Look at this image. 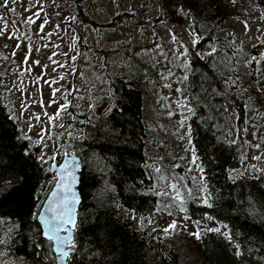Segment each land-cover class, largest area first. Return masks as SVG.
<instances>
[{"label": "trees", "instance_id": "trees-1", "mask_svg": "<svg viewBox=\"0 0 264 264\" xmlns=\"http://www.w3.org/2000/svg\"><path fill=\"white\" fill-rule=\"evenodd\" d=\"M188 3L193 22L205 23L210 37L214 35L226 18L219 9L220 2L192 0ZM78 7L82 20L92 24L88 10L83 12L80 4ZM128 51L124 45L98 50L103 57L113 103L97 118L81 115L82 121L90 123L81 124L83 136L71 145L82 163L78 227L74 231L78 254H73L71 264H185L177 247L168 248L160 238L150 234L151 225L138 227L130 216L132 212L138 218L152 216L158 199L146 191L154 180L153 173L145 166L148 162L146 91L118 65L130 57ZM196 52L203 59L195 54L190 57L192 66L185 82L187 103L196 94L194 83L205 78L216 81L214 87L224 91L219 81L234 67L227 59L224 64H220L222 60L214 63L213 57L218 56V51ZM240 65L239 62L236 66ZM242 79L257 87L250 77ZM239 84L228 89L232 93L229 96L232 106L223 119L212 113L216 120L214 127L195 118L190 121L194 143L205 168L201 174L203 184H207L204 194L212 205L209 208L203 201L187 202L186 214L192 222H199L201 231L197 246L199 264H264V179L252 178L259 175L256 169L264 168V162L260 168L248 167L246 154L254 144L244 143L245 135L238 136L236 131L245 127L247 120L246 100L237 91ZM2 108L7 106L0 99ZM201 111L198 109V114ZM247 124L253 125L252 130L258 128L264 137L262 121ZM15 135L14 124L4 120L0 126V221L12 222L14 234L8 242L0 244V252L14 264H57L51 242L42 236L40 224L32 218L51 174L41 171L34 158L23 155ZM232 140L236 143L229 144ZM261 148L264 150V143ZM210 153L216 158L215 163L208 161ZM232 169L241 172L243 177L233 182L229 178L234 175ZM212 228L220 231H207ZM37 243L42 245L40 256L35 254Z\"/></svg>", "mask_w": 264, "mask_h": 264}, {"label": "rangeland", "instance_id": "rangeland-1", "mask_svg": "<svg viewBox=\"0 0 264 264\" xmlns=\"http://www.w3.org/2000/svg\"><path fill=\"white\" fill-rule=\"evenodd\" d=\"M188 1L192 0H55V2L41 0L45 9L42 16H47L51 21L46 26L45 32L51 31L55 24L60 25V29L56 30L58 34H54L50 39L43 38V34L37 32L39 20L35 25L24 22V17L31 14L25 11V7H31L34 0H16V3L11 4V7L16 8L15 13L0 6V16L8 21L10 28L20 33L26 32L31 36L33 59H39L43 64H48L46 78H57V73H69L65 80L60 82V85L65 88L74 86L79 89L76 93L77 99L73 100V97H69L74 104L78 105L73 113L76 115V121H71L70 117L62 114V118L57 123L65 125L71 123V127L52 129V140L49 141L51 151L45 149L49 155L59 152L58 160H61L65 151L75 153L71 149V145L73 141L83 136V127L81 126L83 123H79L82 121L80 116L86 114L97 118L112 106L113 100L108 89L103 57L98 50L120 45H124L129 50L130 57L126 61L119 62L118 65L123 68L129 79H137L139 85L146 91L148 162L145 166L154 175L153 186L146 191L147 194H153L158 199L152 216L138 218L134 212L130 216L131 218L135 216V223L138 227L151 225L150 234L160 238L161 243L168 248L177 247L181 251L185 264H199L200 259L197 254L199 241L191 235L198 230V227L186 214V208L189 200L199 203L203 201L205 197L203 182L199 169L195 165L189 164L190 153H185L183 150L187 141H179L174 135L177 134V124L181 119L182 112L187 114L180 107L181 104L187 103V100L185 82L181 83L179 78L187 75L189 69L185 70L181 67L184 59L179 57L180 51H182L181 45L192 49L194 37L191 34L190 26L194 22L190 15L186 17L178 15L177 9L180 7L179 2L183 3L185 10L190 8ZM218 1L220 2L219 9L226 14V18L219 23L216 33L211 37L208 26L205 23H198L200 27L196 31L200 36V43L195 46V50L198 51L197 47L204 41L213 40L215 43L216 40L215 52L218 51V56L214 55V63L222 60L220 64H224V59H227L233 62V66H236L238 61L241 63L240 69L243 72V65L251 55L257 51L264 52V46L255 49L252 47L253 44L259 45L260 41L264 40V0H236L235 4L232 3V0ZM214 2L218 4L216 1ZM2 3L3 0H0V5ZM79 4L82 11L88 10L90 13L88 14L92 17L90 19L92 24L82 20L79 14L80 9H78ZM73 16L76 17L75 21L71 19ZM245 21H247L250 30L245 29ZM173 33L177 37L175 41L171 38ZM76 37L79 39H75ZM15 43V40H9L6 36L0 37V52L8 55ZM45 44H48L47 48L44 47ZM72 44L76 45L75 49L71 47ZM157 44H160V48L156 47ZM54 45H59V47L55 48ZM53 51L60 54L55 59L67 62L69 66L57 68V72H53V65L48 60V56ZM65 52L68 53L67 57L63 55ZM162 53L166 54L167 58ZM72 56H76L77 59L71 61L70 57ZM20 59H22L20 52H17V56L11 62L0 59V73L5 74L4 83L10 87L12 83L17 82L19 77L24 81L23 87L27 88L33 97H37V89L31 85L30 81L39 73L40 69L33 66L35 70L31 75L21 73L17 67ZM72 69L76 70V74H70ZM169 71L174 75L169 76ZM242 77L236 82V85L238 82L240 83L237 91L246 100L247 120L245 126L248 128V132L244 135L247 141L249 140L250 143L252 141L255 144L262 134L256 127L252 130L253 125L249 126L247 123L262 121L264 124V96L257 91L258 88H264V84L256 83L257 87H254L251 86V82L246 83ZM168 84L171 85L170 88L165 87ZM178 88L182 91H176ZM42 92L45 105H47L50 90L42 84ZM19 95L14 88L11 91L0 88V99L4 100L8 109L19 108ZM46 110L50 114L53 113L55 105L47 107ZM69 110L73 112V109ZM31 111L40 113L42 119L46 120L38 105H33ZM170 112L173 115L170 116ZM26 117L27 113L21 116L20 128L27 127ZM33 123L36 122L33 121ZM35 131L36 129H33V133H30L34 140L36 139ZM179 131L183 132L184 129H179ZM68 132H71L70 136ZM58 133H63V135L58 137ZM261 152H264L262 148L258 150L254 147L247 151L246 160L250 165L261 167L260 164L264 162V156L259 161L253 158L256 155H261ZM180 156H184L185 159L170 158ZM160 157H164L163 161L160 160ZM51 163L49 161V165ZM176 163H179L181 167L175 168ZM49 165H45V169ZM155 167H160L168 179H160L161 174L154 172ZM189 169L191 170L189 171ZM172 173L183 177V180L179 181L178 187L183 196L185 211H181L180 202L175 199V192L169 187L171 183L177 182ZM53 183L54 175L51 173L46 182L47 188L41 196L37 213ZM157 192H164L166 195H156ZM173 221L178 225L177 230L165 233L164 229L168 228ZM13 234V223L0 221V240L8 242ZM0 264H14V262L8 259L6 254L0 252Z\"/></svg>", "mask_w": 264, "mask_h": 264}, {"label": "snow or ice", "instance_id": "snow-or-ice-1", "mask_svg": "<svg viewBox=\"0 0 264 264\" xmlns=\"http://www.w3.org/2000/svg\"><path fill=\"white\" fill-rule=\"evenodd\" d=\"M55 2V0H53ZM12 3H16V0H3L2 5L8 9V11L15 13L16 8L11 7ZM232 3L235 4L236 0H232ZM35 9V10H34ZM25 11L30 12L31 14L24 17V22L29 25L37 24L39 20L40 23L37 25V32L39 34H43V38L50 39L54 34H58L56 32L57 29H60L59 24H55L51 31L45 32L46 26H48L51 21L47 16H42L45 9L41 4V0H34L31 7H25ZM178 15L189 16L192 15V9L188 8L185 10L183 5H181L177 9ZM59 15V13H57ZM66 19V18H65ZM73 21L76 20V17H71ZM0 37H7L9 40H15L16 43L12 48L11 52L8 55H4L3 52H0V59L8 60L11 62L13 58L17 56V52H20L22 59L19 61V65L17 66L21 73H28L31 75L35 68H39L40 71L35 75V77L30 81L31 85L37 89V97H33L32 93L27 90V88L23 87L24 81L17 78V82L12 83L9 87L4 83V73H0V88H5L8 91H11L13 88L20 94L18 99L20 100L19 108L0 109V126L3 125L4 120L10 121L16 127V135L15 140L21 144L23 155L25 157H32L35 159L39 169L41 171H47L49 173L58 170V190L59 192H54L52 194V198L46 203L43 210L39 215L33 214V219L38 221L43 228L42 235L47 239V241L51 242V250L56 253V259H58L61 264H71L73 254L76 253V241L74 239L73 233L78 227L76 223V214L75 207L79 203V197L75 191L74 185L78 183V177L76 175V171L80 168L79 158L73 156L72 159H65L62 164H59L57 161V156L60 154L59 152L53 153L49 155L45 149L51 151V146L49 141L52 140V129L60 128H70L71 123L65 125L62 123H57L58 120L62 118V114H66L70 117L71 121H76V115H73V112H70L69 109H73L74 111L78 108L77 104L73 103L74 99H77L76 93L79 89L74 86L65 88L63 85H60L61 81H64L66 75L69 73H57V78L48 79L46 78L48 75L47 69L48 64H43L39 59H33V46L31 43V36L28 33H20L13 28L9 27L8 21L0 16ZM244 26L246 30H250L247 24V21L244 22ZM200 27L199 24L193 23L191 28V34L194 39L192 41V50H189L188 46L181 45L182 51H180V57L183 58L184 62L181 67L185 70H188L192 66V60L190 57L195 54L197 58L203 59L200 56V53L195 51V46L200 43V36L197 33L196 29ZM172 40L175 41L177 39L176 35L173 33L171 36ZM75 39H79L76 37ZM235 43V41H233ZM242 43V42H241ZM23 45V47H22ZM259 46H264V40L260 41V44H253V48H258ZM7 47V45H5ZM45 48L48 47V44L44 45ZM53 47L58 48L59 45H54ZM71 47L73 49L76 48L75 44H72ZM157 48H160V44L156 45ZM39 51V49H36ZM213 52H215V47H213ZM163 55L166 54L162 53ZM60 55L59 53L53 51L50 56H48V60L51 61L53 65L52 71L57 72V68H65L69 65L67 62H61L55 57ZM65 57L68 56V53H63ZM77 59L76 56L70 57L71 61H75ZM31 61V63H29ZM238 65L239 62L237 61ZM35 66V68L33 67ZM243 72L240 71V67L234 66L227 77H223L219 83L224 85V91H219L214 87L216 81L212 80L210 77L205 78L204 80H199L194 83L193 87L196 90V94L191 97L190 103H183L180 105L181 109L184 110L187 114H183L181 119L177 124V134L175 138L179 141H187V145L184 147L185 153H190V165H195L201 174L205 172V168L203 166V161L201 154L197 152V145L194 143L193 139V118L195 121H202L203 124H211L213 127L216 125V120L213 117L212 113H215L216 116L223 119L224 114L228 111V108L232 106V101L229 100V96L232 95L229 88L234 87L236 82L241 78V76L250 77L257 84H264V52L257 51L253 55L248 58L243 65ZM70 74H76V70L72 69ZM169 76L174 75L171 71L168 73ZM203 75V73H201ZM167 78V77H165ZM180 82L188 81V76L184 75L182 78H179ZM42 82V83H41ZM42 84L46 85L49 90V98L47 101V105H45V101L43 99L42 92ZM207 84L208 87L204 85ZM60 85V86H57ZM165 87H171L170 84L165 85ZM176 91L181 92L182 89H176ZM257 91L264 96V88H258ZM59 94V98H58ZM73 97V100H70L69 97ZM63 101V102H61ZM214 101H218V103H214ZM33 105H38L41 109V113L45 119H42L40 113H34L31 111ZM55 105V111L53 113L47 112V107H52ZM198 109L202 110L198 114ZM119 110V109H117ZM27 113V117L25 119V123L27 125L26 128H20L19 122L21 116ZM79 114V113H78ZM169 115H173V113H169ZM35 121L36 123H33ZM90 123V121H79V123ZM39 125V127H37ZM33 129H36L35 136L36 139H33ZM179 129H184L183 132H180ZM231 131V130H230ZM238 136L246 134L248 132V128L245 126L240 129H236ZM63 135V133H58L57 136ZM68 135H71V132H68ZM255 135V133H254ZM229 144H235L236 141L232 140L228 142ZM244 143L249 144L250 142L244 141ZM264 143V137L260 138V142L255 143L254 145H250L256 149H261V144ZM164 147V145H161ZM34 149V150H33ZM64 157H68L69 153L67 151L63 152ZM262 156H264V152H261V155H256L253 157L255 160H261ZM173 159L184 160V156H180L178 158L170 157ZM164 157H160V160L163 161ZM49 161L52 163L49 165ZM208 161L210 163H215L216 158L211 153L208 156ZM45 165H49L45 169ZM175 168H180L181 165L176 163L174 165ZM251 169H256L255 165L248 166ZM191 169H189L190 171ZM171 171V170H169ZM259 173L258 176L252 177L253 179H264V168L256 169ZM155 173H160V179L167 180L168 177L162 173L160 167L154 168ZM234 175H230V179L235 182L236 179L242 178L243 174L236 169L231 170ZM173 178L176 179L177 182L171 183L169 187L175 192V199L180 202L181 211H185L183 205V196L180 193V189L178 187V183L180 180H183L182 176H177L175 173H172ZM203 180V175L201 176ZM204 191H207V184H203ZM191 191L190 189L188 190ZM156 195H166L164 192H157ZM37 199H39L37 197ZM203 203L207 205L209 208L212 207L209 204V197L205 196L203 198ZM187 218V217H186ZM212 217H209L211 219ZM135 219V216H133ZM193 223L197 224L198 230L191 233V235L195 236L197 239L201 237V231L199 230V222L193 221ZM178 225L175 221H173L168 228L164 229L165 233L174 232L177 230ZM207 231L211 232H219V228L207 229ZM6 241L0 240V244H4ZM37 251L36 255L40 256V249L42 245L37 243L35 245ZM239 247V246H238ZM237 255H240L237 252ZM44 257H42L43 259Z\"/></svg>", "mask_w": 264, "mask_h": 264}, {"label": "water", "instance_id": "water-1", "mask_svg": "<svg viewBox=\"0 0 264 264\" xmlns=\"http://www.w3.org/2000/svg\"><path fill=\"white\" fill-rule=\"evenodd\" d=\"M205 42H207V43H205ZM215 46H216V43H214L213 41H204L202 44H200V45L197 47V49L200 50V51H210V50H213V47H215ZM73 156L79 158V162H80V168L76 171V175H77V177H78V183H77L76 185H74V188H75V191H76V193H77V195H78V197H79V203H80L81 195H80V192H79V189H78L79 178H80L79 170L81 169V166H82V163H81V159H80V157H79L77 154H75L74 152H71V153H69V156H68V157H64V156H62L61 160L58 161V159H57V161L59 162V164H62L63 161H64L65 159H72ZM51 173H53V175H54V183H53V185H52L50 191H49V192L47 193V195L45 196V198H44V200H43V202H42V204H41V206H40V208H39V210H38L37 215H39V214L41 213V211L43 210V208H44V206L46 205V203L52 198V194H53L54 192H59L58 187H57V185H58V177H59L58 170H56V171H54V172H51ZM79 203H78V204L76 205V207H75L76 223H77V219H78V207H79ZM38 223H39V222H38ZM39 224H40V223H39ZM40 227H41V234H42V232H43V228H42V225H41V224H40ZM42 236H43V235H42ZM73 236H74V233H73ZM43 237H44V236H43ZM44 238H45V237H44ZM45 239H46V238H45ZM51 247H52V246H51ZM53 253H54L55 257H56V253H55L54 251H53ZM55 259H56V258H55ZM56 263H57V264H61V262H60L58 259H56Z\"/></svg>", "mask_w": 264, "mask_h": 264}]
</instances>
